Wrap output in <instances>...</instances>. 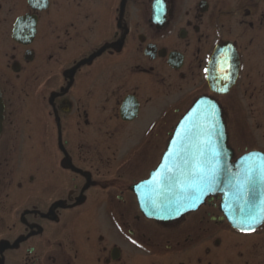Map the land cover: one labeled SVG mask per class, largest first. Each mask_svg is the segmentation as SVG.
Wrapping results in <instances>:
<instances>
[{"label": "flooded vegetation", "instance_id": "obj_1", "mask_svg": "<svg viewBox=\"0 0 264 264\" xmlns=\"http://www.w3.org/2000/svg\"><path fill=\"white\" fill-rule=\"evenodd\" d=\"M154 5L0 0V264H264L219 195L159 222L134 193L200 97L232 161L264 154V0Z\"/></svg>", "mask_w": 264, "mask_h": 264}, {"label": "snow or ice", "instance_id": "obj_2", "mask_svg": "<svg viewBox=\"0 0 264 264\" xmlns=\"http://www.w3.org/2000/svg\"><path fill=\"white\" fill-rule=\"evenodd\" d=\"M163 3L164 0H155L154 8L160 6L162 9ZM219 63L211 61V67L204 69L205 77L229 81L231 74H224L225 69L218 67ZM224 63L227 64V60ZM216 90L227 92V84ZM189 117V124H182L183 131L176 133L179 140L172 141L176 147L169 148L163 157L164 163L159 165L161 171L152 172L151 180L144 181L148 187L145 199L149 207L154 212L164 211L175 216L196 210L208 194L218 190L223 172L230 174L227 184L233 192L234 205L230 218L236 217L232 223L242 234L254 233L257 226L264 223V191H261L264 188V154L250 152L243 158L245 163L255 157H261L260 160L246 167L242 164L240 172L231 174L226 161L222 166V150L213 140L218 135L215 104L202 113L194 108Z\"/></svg>", "mask_w": 264, "mask_h": 264}, {"label": "water", "instance_id": "obj_3", "mask_svg": "<svg viewBox=\"0 0 264 264\" xmlns=\"http://www.w3.org/2000/svg\"><path fill=\"white\" fill-rule=\"evenodd\" d=\"M212 104H215L216 106V127H217V132L218 135L213 137V140L215 141L217 147L219 149L222 150V154H221V164L223 166L224 161L227 162V166L230 169V173L231 174H235L241 171V165L243 164L245 167L248 164H252L254 165L257 161L260 160L261 157H255V158H251L247 161V163H245L244 161V157L248 156V154L250 153H246L245 155L237 158L235 161H232V151L230 149H228L226 147V134H225V130H224V125L222 122V118H221V112L218 108V106L216 105V103L214 101H211L208 98H199L197 101L194 102V104L190 107V109L182 116V118L179 120V122L177 123V125L175 126L173 132L170 135V139L166 148V151L164 152L161 161L159 162V164L157 165V167L152 171H161L159 169V165H161L162 163H164V159L163 157L166 155L167 151L169 148H175L176 145L172 144L173 140H179V137H177L176 133L177 131H183V129L181 128V125H187L189 124V120L191 119V117H189V113L192 111V109H197L199 112H204L207 109H209L211 107ZM185 117H189V119H185ZM257 152V151H256ZM259 153V152H257ZM150 173L149 177L144 180H151V174ZM230 174H224L222 172V175L220 177V183L218 186V190L208 194L205 198L204 201L211 197V196H216L219 195L221 197V203H220V210L223 213V215L228 219V221L231 223V225L235 228H237L233 223L232 220L235 219L236 217H231L230 218V210L233 208V202L231 197L233 196V192L229 189L227 181L229 178ZM144 181H142L141 183L135 185L134 187V193L136 195L137 198V203H138V208L139 211L141 212V214L143 216H145L148 219H152V220H156L159 222H169V221H173L175 219H178L179 217H181L182 215L193 211V210H189L187 212H184L181 215L175 216V215H170L168 212H164V211H160V212H154V210L149 207L147 200L145 199L146 194L148 192V187L146 185H144ZM139 185V187H138ZM261 191H264V188L261 189ZM204 203V202H203ZM257 204L259 205V201H257ZM149 213H154L152 215H149ZM260 225H258L257 227H259Z\"/></svg>", "mask_w": 264, "mask_h": 264}]
</instances>
